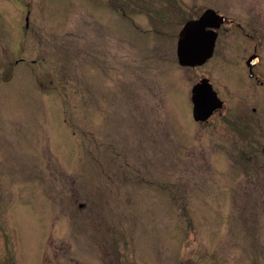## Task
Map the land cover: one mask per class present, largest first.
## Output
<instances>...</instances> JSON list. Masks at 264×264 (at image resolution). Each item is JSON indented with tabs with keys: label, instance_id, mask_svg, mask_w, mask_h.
<instances>
[{
	"label": "rangeland",
	"instance_id": "rangeland-1",
	"mask_svg": "<svg viewBox=\"0 0 264 264\" xmlns=\"http://www.w3.org/2000/svg\"><path fill=\"white\" fill-rule=\"evenodd\" d=\"M16 1L0 17V264H264L252 105L197 123L191 101L203 76L230 113L261 92L239 57L177 60L188 20L264 0H169L168 25L162 0H26L28 30Z\"/></svg>",
	"mask_w": 264,
	"mask_h": 264
},
{
	"label": "flooded vegetation",
	"instance_id": "flooded-vegetation-1",
	"mask_svg": "<svg viewBox=\"0 0 264 264\" xmlns=\"http://www.w3.org/2000/svg\"><path fill=\"white\" fill-rule=\"evenodd\" d=\"M21 1L23 4V9H26L28 12V16L25 19L26 20L25 27L28 30L30 28L29 16L31 12L30 10L31 7H30V3H27L26 0H21ZM162 1L164 2V4L167 5L166 10L165 8H163L162 10H165V12L168 15H167V19H162L161 16V20L162 22H165L168 25L171 22L169 15L170 1L169 0H162ZM15 2L17 1L15 0ZM124 2H126V0H124ZM121 4L122 6H125L124 3L121 2ZM235 4L240 5V8L235 11L237 13H240L237 16L229 15L227 13L225 14V12L222 11L221 9L213 8L217 14L226 18V20L216 30L217 36L214 46V53L213 56L205 64H207L215 56L217 57L218 61H220V63L228 61L229 57H234V59L239 57L241 61L240 63L242 67L241 68L242 72H240V75L238 76L242 77V79L247 81V83H242V84L244 86L249 85L251 87L256 88L257 90H260L261 94L257 93V95L254 98L251 99L250 97L249 100L241 99L240 101L237 102V104H235L234 107L235 112H231V113L228 111L229 106L227 101L225 99H222L218 94L223 104L220 108H218L214 112V114L219 113L222 120H231L232 122L234 121L233 119L238 113L237 111L241 110L240 116L243 119H245L244 117L245 112L243 111V108L245 105L248 106L247 104L248 102L250 105H252L251 110L253 113L251 117L248 116V120L252 122L256 121L258 124L257 128L262 129V132L264 134V4H262V6L258 5L257 7H255L254 5L251 6L248 11L249 14L252 12L251 16H248L249 14H244L242 8V4L244 3L242 2L238 3L235 1ZM9 6L10 4L8 3V0H0V17H3V19L4 16L10 14ZM209 29L210 28H207V30ZM25 60L26 59L24 57H20L14 62L15 66L24 63ZM255 60L257 61L254 62ZM197 67L200 66H194L188 68H197ZM21 70H25V67L22 68ZM204 78H208V77L203 76L202 78H200L198 82H200ZM259 95H261V99H262L261 104H260V100H258ZM228 114L233 115L231 119H227L229 116ZM197 123H201V122H197ZM261 123L263 124V126L261 125ZM241 219L248 222L254 221L250 223H255V221L256 223L259 222L256 219L252 220L251 217L248 218L246 217ZM214 245H216V243H214ZM263 247H264V239H263ZM219 259L217 261H219ZM214 261L216 262L215 258Z\"/></svg>",
	"mask_w": 264,
	"mask_h": 264
},
{
	"label": "water",
	"instance_id": "water-1",
	"mask_svg": "<svg viewBox=\"0 0 264 264\" xmlns=\"http://www.w3.org/2000/svg\"><path fill=\"white\" fill-rule=\"evenodd\" d=\"M225 20L226 18L219 16L215 10L207 9L198 19L188 21L179 34V63L182 66L206 63L214 52L216 28ZM192 101L194 119L201 122L208 120L223 104L208 78L202 79L193 87Z\"/></svg>",
	"mask_w": 264,
	"mask_h": 264
}]
</instances>
